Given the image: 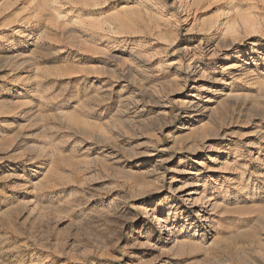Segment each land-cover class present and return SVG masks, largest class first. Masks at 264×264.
<instances>
[{
    "label": "rangeland",
    "instance_id": "obj_1",
    "mask_svg": "<svg viewBox=\"0 0 264 264\" xmlns=\"http://www.w3.org/2000/svg\"><path fill=\"white\" fill-rule=\"evenodd\" d=\"M0 264H264V0H0Z\"/></svg>",
    "mask_w": 264,
    "mask_h": 264
},
{
    "label": "bare ground",
    "instance_id": "obj_2",
    "mask_svg": "<svg viewBox=\"0 0 264 264\" xmlns=\"http://www.w3.org/2000/svg\"><path fill=\"white\" fill-rule=\"evenodd\" d=\"M193 1V0H192ZM156 9V8H155ZM157 9H159V8H157ZM156 9V10H157ZM161 13V12H160ZM253 20V19H252ZM255 23L253 22V21H251V20H249V19H247V17L244 19L243 18V25H244V29L246 30V31H253V33L255 32V29H256V27H255V25H254ZM257 25V24H256ZM231 32H233V31H231ZM161 220V222L160 223H162L163 225H162V227H163V230H168V227L167 228H165V221L164 220H162V219H160ZM159 223V224H160ZM171 241V240H170ZM176 241V239L173 241V242H175Z\"/></svg>",
    "mask_w": 264,
    "mask_h": 264
}]
</instances>
